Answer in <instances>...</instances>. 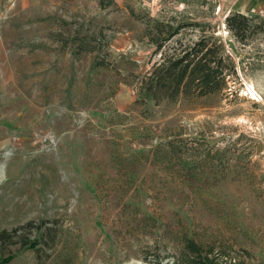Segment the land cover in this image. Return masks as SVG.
Masks as SVG:
<instances>
[{"label":"rangeland","instance_id":"374dc122","mask_svg":"<svg viewBox=\"0 0 264 264\" xmlns=\"http://www.w3.org/2000/svg\"><path fill=\"white\" fill-rule=\"evenodd\" d=\"M237 1L0 0V264H264V23L238 42ZM202 36L234 72L162 85Z\"/></svg>","mask_w":264,"mask_h":264},{"label":"trees","instance_id":"16d2710c","mask_svg":"<svg viewBox=\"0 0 264 264\" xmlns=\"http://www.w3.org/2000/svg\"><path fill=\"white\" fill-rule=\"evenodd\" d=\"M260 18L259 15L253 14V16H247L241 12H230L225 17V27L232 33V36L239 42L245 43L247 41V35L249 33H254L255 31L262 30V24L264 23V19L260 18L259 23H254L255 18ZM207 41L205 37H201L197 39L192 46L183 50L182 54L179 55L176 59L170 62L169 70H165L159 78L163 79L162 85H169V81L174 80L175 71L177 74V80L180 83L183 76L186 75L187 71L190 69V76H195L196 74L200 76V79L203 82H207L206 88L207 92L214 90L215 87L219 88L218 79L222 77L223 71L220 68V65L224 63V61H229L231 66L233 67L234 72V61H232L231 57L228 54L223 52V46L219 43L217 45L219 54H216L215 49L213 47H207ZM214 63L212 67H208L210 63ZM175 77V78H174ZM166 80V81H165ZM174 83V82H173ZM170 87V85H169ZM173 87V86H172ZM146 99L152 98V94H147L145 96ZM37 223L34 221H29L22 225L23 228H37ZM14 231V230H13ZM10 236L7 230L3 229L0 232V239L6 238ZM194 248L196 246L192 244ZM200 255V256H199ZM198 261H205L203 256H201V252L198 253Z\"/></svg>","mask_w":264,"mask_h":264},{"label":"crops","instance_id":"0c3cea01","mask_svg":"<svg viewBox=\"0 0 264 264\" xmlns=\"http://www.w3.org/2000/svg\"><path fill=\"white\" fill-rule=\"evenodd\" d=\"M232 10L241 12L247 16L253 12L264 14V0H238Z\"/></svg>","mask_w":264,"mask_h":264},{"label":"bare ground","instance_id":"6f19581e","mask_svg":"<svg viewBox=\"0 0 264 264\" xmlns=\"http://www.w3.org/2000/svg\"><path fill=\"white\" fill-rule=\"evenodd\" d=\"M249 88V87H248Z\"/></svg>","mask_w":264,"mask_h":264}]
</instances>
